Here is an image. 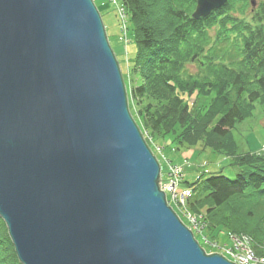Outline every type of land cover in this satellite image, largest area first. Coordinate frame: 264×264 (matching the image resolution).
Wrapping results in <instances>:
<instances>
[{"label":"water","instance_id":"obj_1","mask_svg":"<svg viewBox=\"0 0 264 264\" xmlns=\"http://www.w3.org/2000/svg\"><path fill=\"white\" fill-rule=\"evenodd\" d=\"M161 180L94 0H0V218L20 263L235 264Z\"/></svg>","mask_w":264,"mask_h":264},{"label":"trees","instance_id":"obj_2","mask_svg":"<svg viewBox=\"0 0 264 264\" xmlns=\"http://www.w3.org/2000/svg\"><path fill=\"white\" fill-rule=\"evenodd\" d=\"M114 3L119 30L124 26L121 44L137 48L123 77L140 129L158 139L172 134L182 147L209 146L232 156L238 167L234 178L218 172L185 182L192 192L188 210L200 216L203 237L208 239L204 230L225 229L264 256V156L237 154L232 135L264 98V0L250 20L232 13L233 0L200 19L192 17L196 0ZM118 7L126 14L124 24ZM200 97L207 99L197 106ZM0 264H21L1 218Z\"/></svg>","mask_w":264,"mask_h":264},{"label":"rangeland","instance_id":"obj_3","mask_svg":"<svg viewBox=\"0 0 264 264\" xmlns=\"http://www.w3.org/2000/svg\"><path fill=\"white\" fill-rule=\"evenodd\" d=\"M117 1L120 3V0ZM261 1L262 0H254V5H252V0H233V4L231 5L232 13L236 17L238 16L244 20H250L253 14L260 9L259 3ZM94 2L101 13L110 45L116 54L122 74L128 78L127 70L128 66L130 67L132 65L133 57L136 54V45L133 42L128 45H122L119 40L121 30H119L118 26L116 4L112 0H94ZM190 69L195 71L194 67H191ZM129 80L130 85H133L135 82L134 77L130 76ZM124 82L125 85L129 84L128 81L126 83L124 80ZM206 99L207 97L198 98L196 102L197 106L202 105ZM128 102L134 120L139 121L136 112L138 107L135 106V103H133L130 96H128ZM142 133L147 144L160 161L164 178L168 176V163L177 164L183 167L184 179L182 187H184L185 182H193L200 175L206 176L221 172L229 178H234L238 172V167L234 165V158L224 152L216 151L209 146H203L201 143L190 147L176 145L172 134H167L161 139H158L157 134H148L144 130ZM232 135L237 145V154L250 152L255 155L264 156V98L256 101L247 117L241 122L236 123ZM189 212L194 216L196 215L191 210H189ZM178 214L184 223H190L180 210H178ZM195 217H199L200 219V216L198 215ZM201 230H203V228H201ZM197 234L200 235V233ZM203 234L206 235L210 241H217L222 247L213 248L209 244H201L208 253H223V247H229L232 245L230 235L225 229L216 232L213 231L212 233L208 230H204ZM197 239L199 240L201 238L198 237Z\"/></svg>","mask_w":264,"mask_h":264},{"label":"built area","instance_id":"obj_4","mask_svg":"<svg viewBox=\"0 0 264 264\" xmlns=\"http://www.w3.org/2000/svg\"><path fill=\"white\" fill-rule=\"evenodd\" d=\"M113 2L116 0H112ZM118 15L123 22H125L126 14L122 7H118ZM122 26V32H124V26ZM167 177L164 178L162 173L161 189L166 193L168 204L176 211L183 213V216L189 221L187 225L192 229L196 238L197 236L202 238L204 243L209 244L213 248H222L217 241H208L206 237H203L201 226L198 223L197 217L191 214L188 210V199L191 197L192 192L187 187H182L183 183V167L177 164L168 163ZM179 215V214H178ZM184 222V221H183ZM197 233H200L198 235ZM232 241L231 246L223 247V255H225L230 261L235 264H264V256L257 255L247 238L245 237H230Z\"/></svg>","mask_w":264,"mask_h":264}]
</instances>
